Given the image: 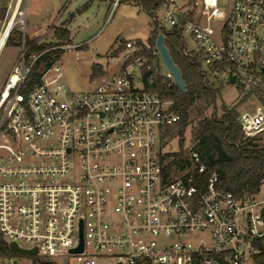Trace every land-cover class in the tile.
Returning <instances> with one entry per match:
<instances>
[{
  "label": "built area",
  "instance_id": "1",
  "mask_svg": "<svg viewBox=\"0 0 264 264\" xmlns=\"http://www.w3.org/2000/svg\"><path fill=\"white\" fill-rule=\"evenodd\" d=\"M27 1H9L5 44L15 28L26 30ZM150 15L155 29L181 36L206 85H234L240 102L256 100L237 122L244 138H264V0H230L227 14L217 0H155ZM26 52L0 92V264H254L264 244V180L236 197L216 173L197 186L192 171L205 165L196 150L181 171L165 158L166 130L181 116L146 89L151 70L176 85L161 72L156 42L125 41L120 67L79 93L55 64L24 93L46 51L32 62Z\"/></svg>",
  "mask_w": 264,
  "mask_h": 264
},
{
  "label": "trees",
  "instance_id": "2",
  "mask_svg": "<svg viewBox=\"0 0 264 264\" xmlns=\"http://www.w3.org/2000/svg\"><path fill=\"white\" fill-rule=\"evenodd\" d=\"M94 0H89L79 9V13L86 12ZM149 14L155 7V0H136ZM6 9H0V21L4 18ZM160 33L165 35V44L170 54L179 67L181 75L186 84V92L180 91L176 85L169 86L170 80L156 71H148L144 74L146 89L158 91L173 102V110L180 114L181 119L177 123L169 126L166 130V137H170L177 132L180 136L179 150L168 152L165 158H171V165L185 169L190 166L189 158L182 157L184 145V133L191 124V110L196 108L197 122L192 128L193 138L196 142L194 150L200 156L201 162L205 165V170L199 173L197 169L192 171L195 183L203 187L211 176L216 173L220 185L240 197L244 194H254L260 190L264 180V138L246 139L244 133L237 122L239 111L238 105L222 104L219 108L216 105L217 90L204 83L201 67L196 60H193L182 53L183 39L178 33L161 32L153 29L149 41L155 44ZM13 34L22 40V31L15 28ZM60 44L71 41V32L68 28H56L54 33ZM26 42L31 45L26 52V58L32 62L33 55L45 52L34 64L22 86L24 93L30 92L41 82V75L46 68H49L53 61L59 58L62 50L52 49L53 45L37 44L25 35ZM118 50L114 51L116 55ZM41 61H46L44 67H40ZM103 74L100 64L94 63L92 66V78ZM153 76V82L150 78ZM201 102V104H199ZM263 139V140H262ZM262 140V142H260ZM254 264H264V244L263 251L254 258Z\"/></svg>",
  "mask_w": 264,
  "mask_h": 264
},
{
  "label": "rangeland",
  "instance_id": "3",
  "mask_svg": "<svg viewBox=\"0 0 264 264\" xmlns=\"http://www.w3.org/2000/svg\"><path fill=\"white\" fill-rule=\"evenodd\" d=\"M10 0H0V9H6ZM65 1V0H63ZM89 0H72L71 13L66 12V7H62V0H28L26 9V30H21L23 37L20 41L18 35L13 34L11 40H7L0 51V92L3 90L6 80L24 47H29L24 37L32 39L37 44H51L52 49L62 50L59 58L53 61L52 65L61 67L63 73L62 81L73 93L85 92L94 89L97 78H92V66L94 63L100 64L103 74L115 72L120 64L125 60L124 55H119L124 51V42L128 40L147 41L151 31L155 28L152 16L135 4L136 0H121L116 7L114 0H94L91 7L80 14L79 9ZM62 2V4H61ZM219 7L224 14L230 7V0H217ZM62 7V8H61ZM6 14V12H5ZM72 14H75L72 16ZM212 19L216 17L212 13ZM5 18L0 21V31ZM224 18L215 24V28L220 29ZM66 27L71 32V41L60 44L54 33L56 28ZM185 42L189 49L195 48V43L185 34ZM82 43L78 48L67 49V45ZM118 50L116 55L115 50ZM46 61H41L40 67L45 66ZM161 72L167 73V68L162 58L159 61ZM139 85V84H138ZM214 88L217 90L216 105L219 108L222 104L238 105L239 113L255 112L257 102L254 98H249L244 102L239 101V92L234 85H221L216 82ZM201 104V102L199 103ZM196 108L191 110V124L184 133L183 155L189 158L191 149L196 142L193 138L192 128L197 122ZM180 136L173 133L164 146L165 151L176 152L179 150ZM263 140V139H262ZM262 140L260 142H262ZM181 171L180 168L175 167ZM27 259V258H26Z\"/></svg>",
  "mask_w": 264,
  "mask_h": 264
},
{
  "label": "water",
  "instance_id": "4",
  "mask_svg": "<svg viewBox=\"0 0 264 264\" xmlns=\"http://www.w3.org/2000/svg\"><path fill=\"white\" fill-rule=\"evenodd\" d=\"M73 15H75V14H72V16ZM156 46L160 52L163 63L165 64L167 70L170 72V74L174 80V83L180 89V91H182L183 93L186 92V90H187L186 84L183 80V77L181 75V71H180L179 67L174 62V60L170 54V51L165 44L164 34L158 35V37L156 39ZM231 81H233V78L231 79ZM12 247L14 250H16L22 254L37 253L36 248L32 249V250L20 249V248H18V246L15 243L12 244ZM82 250H83V243L81 242V245L78 248L74 249V251H82Z\"/></svg>",
  "mask_w": 264,
  "mask_h": 264
},
{
  "label": "crops",
  "instance_id": "5",
  "mask_svg": "<svg viewBox=\"0 0 264 264\" xmlns=\"http://www.w3.org/2000/svg\"><path fill=\"white\" fill-rule=\"evenodd\" d=\"M62 2H63L62 7H63V6L66 7V12H67V13L69 12V14H70V13H71V9H70V8H72V7H71V6H72V5H71V4H72V0H65V1L62 0ZM62 2H61V4H62ZM82 6H83V5H82ZM82 6H80V7H82ZM62 7H61V8H62ZM80 7H76V6H75V9L77 10V9H79ZM5 17H6V14H5L4 18H5ZM76 44H78V43H76ZM2 49H3V48H2ZM2 49H1V50H2ZM1 50H0V51H1Z\"/></svg>",
  "mask_w": 264,
  "mask_h": 264
},
{
  "label": "bare ground",
  "instance_id": "6",
  "mask_svg": "<svg viewBox=\"0 0 264 264\" xmlns=\"http://www.w3.org/2000/svg\"><path fill=\"white\" fill-rule=\"evenodd\" d=\"M4 45H5V37L1 36L0 37V50L4 47Z\"/></svg>",
  "mask_w": 264,
  "mask_h": 264
}]
</instances>
